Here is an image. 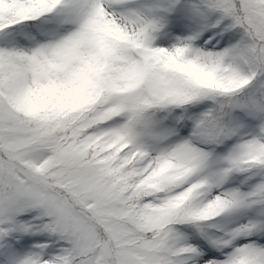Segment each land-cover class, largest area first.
I'll use <instances>...</instances> for the list:
<instances>
[{"label":"snow or ice","instance_id":"obj_1","mask_svg":"<svg viewBox=\"0 0 264 264\" xmlns=\"http://www.w3.org/2000/svg\"><path fill=\"white\" fill-rule=\"evenodd\" d=\"M0 264H264V0H0Z\"/></svg>","mask_w":264,"mask_h":264}]
</instances>
